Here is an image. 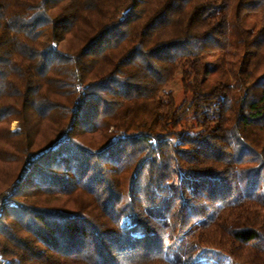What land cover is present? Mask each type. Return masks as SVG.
Returning a JSON list of instances; mask_svg holds the SVG:
<instances>
[{"label": "trees", "instance_id": "1", "mask_svg": "<svg viewBox=\"0 0 264 264\" xmlns=\"http://www.w3.org/2000/svg\"><path fill=\"white\" fill-rule=\"evenodd\" d=\"M0 185V264H264V0H0Z\"/></svg>", "mask_w": 264, "mask_h": 264}, {"label": "rangeland", "instance_id": "2", "mask_svg": "<svg viewBox=\"0 0 264 264\" xmlns=\"http://www.w3.org/2000/svg\"><path fill=\"white\" fill-rule=\"evenodd\" d=\"M165 90L167 92H172L177 103L181 102V100L183 99V92H182V82H181L180 72L176 74L174 79L166 86ZM9 127L11 130H14L17 127V122L12 121L9 124ZM63 137L60 138V141L61 140L67 141V135L65 134ZM50 147L53 149L52 144L50 145ZM34 152L35 151L26 155L19 170L21 178L24 177L25 174L27 173L31 165L32 156L35 155L33 154ZM4 187L5 186L0 185V192L6 189ZM163 254L165 257H167L170 260H179V261L195 260L196 264H234L228 258V256L224 254H218L215 251L202 249V248H189L186 246V244L183 243H177L176 245L173 246L166 245L163 248Z\"/></svg>", "mask_w": 264, "mask_h": 264}]
</instances>
